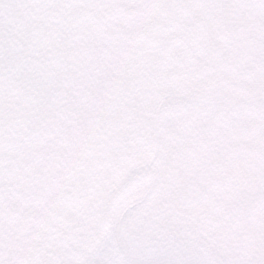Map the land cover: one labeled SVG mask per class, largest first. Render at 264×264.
I'll return each mask as SVG.
<instances>
[{"label":"water","instance_id":"obj_1","mask_svg":"<svg viewBox=\"0 0 264 264\" xmlns=\"http://www.w3.org/2000/svg\"><path fill=\"white\" fill-rule=\"evenodd\" d=\"M0 264H264V0H0Z\"/></svg>","mask_w":264,"mask_h":264},{"label":"bare ground","instance_id":"obj_2","mask_svg":"<svg viewBox=\"0 0 264 264\" xmlns=\"http://www.w3.org/2000/svg\"><path fill=\"white\" fill-rule=\"evenodd\" d=\"M85 66V65H84Z\"/></svg>","mask_w":264,"mask_h":264}]
</instances>
